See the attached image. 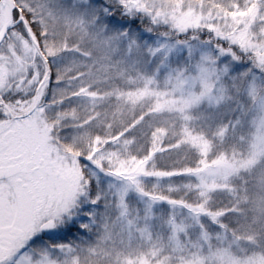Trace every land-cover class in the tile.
Wrapping results in <instances>:
<instances>
[{
    "label": "snow or ice",
    "instance_id": "snow-or-ice-1",
    "mask_svg": "<svg viewBox=\"0 0 264 264\" xmlns=\"http://www.w3.org/2000/svg\"><path fill=\"white\" fill-rule=\"evenodd\" d=\"M0 264H264V0H0Z\"/></svg>",
    "mask_w": 264,
    "mask_h": 264
}]
</instances>
